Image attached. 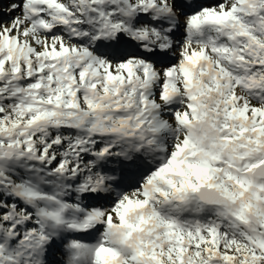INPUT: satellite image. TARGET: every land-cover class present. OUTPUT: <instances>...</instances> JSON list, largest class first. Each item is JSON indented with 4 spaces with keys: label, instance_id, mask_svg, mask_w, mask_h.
Segmentation results:
<instances>
[{
    "label": "snow or ice",
    "instance_id": "snow-or-ice-1",
    "mask_svg": "<svg viewBox=\"0 0 264 264\" xmlns=\"http://www.w3.org/2000/svg\"><path fill=\"white\" fill-rule=\"evenodd\" d=\"M0 264H264V0H0Z\"/></svg>",
    "mask_w": 264,
    "mask_h": 264
}]
</instances>
